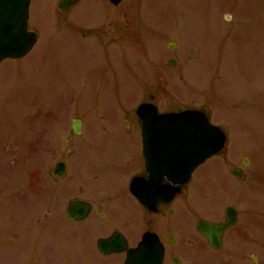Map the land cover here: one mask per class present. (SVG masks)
Masks as SVG:
<instances>
[{
  "label": "flooded vegetation",
  "instance_id": "1",
  "mask_svg": "<svg viewBox=\"0 0 264 264\" xmlns=\"http://www.w3.org/2000/svg\"><path fill=\"white\" fill-rule=\"evenodd\" d=\"M91 1L106 10L120 8V18L135 20L134 41L122 38L131 48L147 50L148 40L160 44L166 33L143 16L142 0H134L131 12L127 0ZM203 1L213 8L219 4L217 13L221 5L234 10L239 0ZM208 14L206 10L205 17ZM221 16L229 25L226 37L239 35L249 22L247 16L235 20L230 12ZM94 40L104 49L112 48L102 44L100 36ZM163 46L176 52L181 42L176 36ZM150 67L151 79L136 81L142 96L138 104L116 109L117 127H87L84 119L74 116L66 148L52 140L57 158L51 166L46 162L51 145L42 142L40 166L29 169L19 193L10 190L11 220L9 225L0 223V264H264V172L258 166L264 148L252 147L248 156L235 158L233 166L226 140L219 154L197 167L186 183L159 179L158 171L149 170L136 114L140 105L160 111L154 93L160 65L152 61ZM111 95L116 99L117 91ZM184 110L205 111L193 103ZM74 122L79 125L76 132ZM210 167L220 169L228 180L225 193L215 190L217 178L207 171ZM197 196L201 205L195 204Z\"/></svg>",
  "mask_w": 264,
  "mask_h": 264
},
{
  "label": "rangeland",
  "instance_id": "2",
  "mask_svg": "<svg viewBox=\"0 0 264 264\" xmlns=\"http://www.w3.org/2000/svg\"><path fill=\"white\" fill-rule=\"evenodd\" d=\"M57 2L31 0L28 30L38 41L25 58L0 65V223L9 225L11 220L10 190L19 193L29 169L40 166L42 142L51 145L46 160L51 166L57 158L53 145L66 148L74 116L84 119L87 127L96 123L117 127L116 109L138 104L142 96L136 81L151 79L152 61L160 65L154 93L161 112L202 105L211 124L226 131L233 166L235 158L248 156L252 147L264 148V0H239L234 10L221 5L217 13L219 4L213 8L201 0H142L143 16L166 31L160 44L148 40L147 50L123 41L133 40L136 26L131 16L120 18V8L106 10L84 0L64 16ZM134 2L127 0L129 12ZM227 12L239 22L249 17L239 35L226 37L229 25L221 15ZM98 36L112 48H102L94 40ZM176 36L180 50L165 49L163 45ZM107 59L116 80L107 70ZM170 59L175 67L167 65ZM119 121L122 127V117ZM258 166L264 172V150ZM207 171L217 178V193H225L228 180L222 171L214 167ZM195 204L201 205L198 196Z\"/></svg>",
  "mask_w": 264,
  "mask_h": 264
},
{
  "label": "water",
  "instance_id": "3",
  "mask_svg": "<svg viewBox=\"0 0 264 264\" xmlns=\"http://www.w3.org/2000/svg\"><path fill=\"white\" fill-rule=\"evenodd\" d=\"M79 0H60L57 8L65 13ZM30 0H0V63L25 57L36 43L27 32ZM142 122L144 155L149 168L183 184L191 172L223 148L225 138L208 117L198 111L157 114L153 106L137 109ZM78 130L79 125H73Z\"/></svg>",
  "mask_w": 264,
  "mask_h": 264
}]
</instances>
